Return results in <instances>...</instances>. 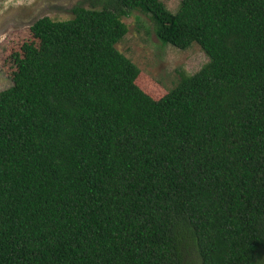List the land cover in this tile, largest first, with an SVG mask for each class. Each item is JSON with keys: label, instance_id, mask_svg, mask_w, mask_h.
Instances as JSON below:
<instances>
[{"label": "trees", "instance_id": "16d2710c", "mask_svg": "<svg viewBox=\"0 0 264 264\" xmlns=\"http://www.w3.org/2000/svg\"><path fill=\"white\" fill-rule=\"evenodd\" d=\"M132 12L207 58L156 100L114 47ZM28 33L0 91V264L264 258V0H105Z\"/></svg>", "mask_w": 264, "mask_h": 264}, {"label": "rangeland", "instance_id": "374dc122", "mask_svg": "<svg viewBox=\"0 0 264 264\" xmlns=\"http://www.w3.org/2000/svg\"><path fill=\"white\" fill-rule=\"evenodd\" d=\"M10 0L3 2V7H10ZM164 7L173 13L180 0H158ZM26 10V11H25ZM30 9L8 13L18 21L14 28L6 30L0 37V91L11 85L12 65L5 59L6 54L17 52L20 45L27 41L29 25L36 19L46 17L52 21H65L70 19L67 14L36 12L28 18ZM23 21V22H22ZM120 22L125 27L124 36L115 44V49L127 60L134 64L138 71L135 85L148 97L156 100L170 90L179 80L180 76H190L204 65L206 56L196 44H191L185 50H178L168 44H161L154 34L153 26L147 16L132 12L122 17ZM184 264H200L194 253L185 256ZM256 264H264L261 258Z\"/></svg>", "mask_w": 264, "mask_h": 264}, {"label": "flooded vegetation", "instance_id": "af4514ba", "mask_svg": "<svg viewBox=\"0 0 264 264\" xmlns=\"http://www.w3.org/2000/svg\"><path fill=\"white\" fill-rule=\"evenodd\" d=\"M4 1L5 0H0V37L6 30H11V27L14 28V24L18 21L16 17H13V15L7 12L8 9H13L14 12H17L18 9H30L28 15L29 19L36 12L67 14L71 18L73 12L79 11L80 9L83 11H97L102 9L105 0H10L9 8V4L5 7L2 6ZM36 20H34L29 27Z\"/></svg>", "mask_w": 264, "mask_h": 264}]
</instances>
